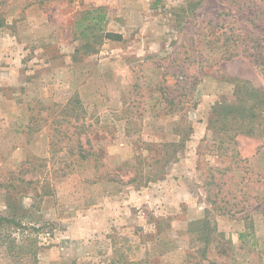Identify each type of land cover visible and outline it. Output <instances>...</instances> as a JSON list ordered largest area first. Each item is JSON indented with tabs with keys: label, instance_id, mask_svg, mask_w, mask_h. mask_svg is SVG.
Returning <instances> with one entry per match:
<instances>
[{
	"label": "rangeland",
	"instance_id": "rangeland-1",
	"mask_svg": "<svg viewBox=\"0 0 264 264\" xmlns=\"http://www.w3.org/2000/svg\"><path fill=\"white\" fill-rule=\"evenodd\" d=\"M242 82L264 95V0H0L13 237L40 264H264V119L212 126Z\"/></svg>",
	"mask_w": 264,
	"mask_h": 264
},
{
	"label": "trees",
	"instance_id": "trees-1",
	"mask_svg": "<svg viewBox=\"0 0 264 264\" xmlns=\"http://www.w3.org/2000/svg\"><path fill=\"white\" fill-rule=\"evenodd\" d=\"M88 19L90 29H103L106 14L100 8L87 10L80 21L76 23L79 28L83 27V21ZM94 23V24H92ZM244 94L249 97L248 105L241 104ZM238 99L235 102H220L214 106L212 126L215 133L223 132L228 139H234L239 134H251L256 129L254 125L258 119H264V95L262 91L250 87L248 82L238 83L235 89ZM263 95V96H262ZM175 146L174 144H172ZM26 227L15 216L0 215V250L9 258L8 264H40L38 253L39 247L36 239L29 238L26 241H18L13 237L15 231L24 233ZM244 235H242L243 237ZM128 264H136L128 261Z\"/></svg>",
	"mask_w": 264,
	"mask_h": 264
}]
</instances>
